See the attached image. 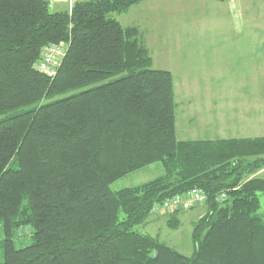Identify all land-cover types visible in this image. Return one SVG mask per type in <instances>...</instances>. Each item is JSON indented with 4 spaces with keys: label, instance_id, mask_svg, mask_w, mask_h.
Masks as SVG:
<instances>
[{
    "label": "trees",
    "instance_id": "1",
    "mask_svg": "<svg viewBox=\"0 0 264 264\" xmlns=\"http://www.w3.org/2000/svg\"><path fill=\"white\" fill-rule=\"evenodd\" d=\"M144 1L53 12L51 0H0V264H264V137L177 138L172 73L111 17ZM61 42L49 78L37 64ZM155 163L162 176L111 190ZM194 190L206 199L192 256L136 230ZM19 230L31 244L17 247Z\"/></svg>",
    "mask_w": 264,
    "mask_h": 264
},
{
    "label": "rangeland",
    "instance_id": "2",
    "mask_svg": "<svg viewBox=\"0 0 264 264\" xmlns=\"http://www.w3.org/2000/svg\"><path fill=\"white\" fill-rule=\"evenodd\" d=\"M51 10L67 12L69 5L52 1ZM111 17L123 28H138L152 58V68L172 73L179 140L233 138L234 126L242 127L233 120V104L251 109V122L244 126L246 129L241 128L243 134H264V96H233L234 80L242 81L245 71L233 43L264 42V0H243L242 4L240 0H145ZM163 174L162 165L155 163L116 181L110 188H131ZM256 177L264 179V169ZM178 210L180 226L175 230L167 226L171 213L165 210L154 211L136 230L190 257L195 252L193 223L205 212V203ZM20 232L16 234L17 247L31 244V235L20 238ZM3 238L0 228L1 242Z\"/></svg>",
    "mask_w": 264,
    "mask_h": 264
},
{
    "label": "crops",
    "instance_id": "3",
    "mask_svg": "<svg viewBox=\"0 0 264 264\" xmlns=\"http://www.w3.org/2000/svg\"><path fill=\"white\" fill-rule=\"evenodd\" d=\"M240 3L242 4L243 0H240ZM68 11H70V8ZM233 44H235L236 49H239L237 59L243 61L245 66L242 81L236 82L234 80L233 96H264V42L245 41ZM259 62L260 64L257 65ZM236 67H238V64H236ZM250 111L251 109H247V106L243 109L242 105L233 104V120L236 121V124L242 126L240 128L234 126L236 129H233L235 135L233 138L264 137V134L248 135L245 132L243 134V130L241 131V128L246 129L247 127L244 126L251 122Z\"/></svg>",
    "mask_w": 264,
    "mask_h": 264
},
{
    "label": "built area",
    "instance_id": "4",
    "mask_svg": "<svg viewBox=\"0 0 264 264\" xmlns=\"http://www.w3.org/2000/svg\"><path fill=\"white\" fill-rule=\"evenodd\" d=\"M51 1H63L68 3L70 11H72L73 5L76 2L94 1V0H51ZM67 52V45L64 42L53 43L44 48L41 54V58L37 64V69L40 73L45 74L49 78H54L57 74L58 67L62 59ZM225 196L223 195L222 198ZM205 195L201 190H194L188 194L174 197L171 200L166 201L162 206L157 207L155 211L165 210L169 213H173L179 208L183 207L189 209L197 203L205 202Z\"/></svg>",
    "mask_w": 264,
    "mask_h": 264
}]
</instances>
